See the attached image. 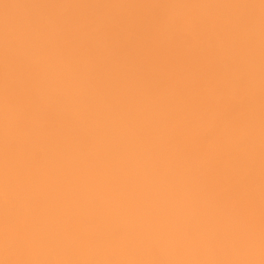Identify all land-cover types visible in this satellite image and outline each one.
<instances>
[{"label": "bare ground", "instance_id": "obj_1", "mask_svg": "<svg viewBox=\"0 0 264 264\" xmlns=\"http://www.w3.org/2000/svg\"><path fill=\"white\" fill-rule=\"evenodd\" d=\"M0 264H264V0H0Z\"/></svg>", "mask_w": 264, "mask_h": 264}]
</instances>
